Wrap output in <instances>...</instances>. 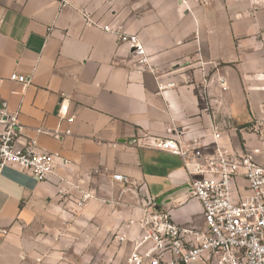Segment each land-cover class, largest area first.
Returning a JSON list of instances; mask_svg holds the SVG:
<instances>
[{"label": "crops", "instance_id": "obj_1", "mask_svg": "<svg viewBox=\"0 0 264 264\" xmlns=\"http://www.w3.org/2000/svg\"><path fill=\"white\" fill-rule=\"evenodd\" d=\"M203 1L0 0V109L17 111L23 138L56 156L46 181L0 170V264H57V252L29 250L25 228L40 223L79 226L84 240L112 250L124 233L125 252H98L95 264H127L149 199L175 223L203 227L180 157L135 143L166 137L172 125L207 150L257 144L250 126L264 105V0ZM84 12L136 34L153 70L135 67L128 48L86 24ZM13 72L29 82L10 80ZM255 159L264 164V154ZM245 193L238 177L233 197Z\"/></svg>", "mask_w": 264, "mask_h": 264}, {"label": "built area", "instance_id": "obj_2", "mask_svg": "<svg viewBox=\"0 0 264 264\" xmlns=\"http://www.w3.org/2000/svg\"><path fill=\"white\" fill-rule=\"evenodd\" d=\"M83 19L86 24L113 34L125 45L135 67L153 70L147 50L136 34L121 26L101 25L88 12L83 13ZM9 79L21 84L29 82L27 76L16 72ZM0 124V170L10 165L38 181L49 180L56 156L37 150L33 138H23L18 112L0 109ZM250 130L257 144L240 152L216 143L212 150H207L196 141L181 137L172 125L167 128L166 137L143 135L135 139L139 147L180 157L189 177L188 194L200 202L204 225L199 228L177 224L157 207L155 200H147L142 216L136 220L139 233L126 258L127 264H264V164L255 159L264 154V105L262 116L253 121ZM36 131L45 132L41 128ZM214 135L219 136L216 130ZM238 177L244 178L246 193L235 199L232 184ZM112 179L122 184L130 182L123 174H112ZM89 197L88 193L82 194L75 205L82 207ZM114 239L121 244L127 236L115 234Z\"/></svg>", "mask_w": 264, "mask_h": 264}, {"label": "rangeland", "instance_id": "obj_3", "mask_svg": "<svg viewBox=\"0 0 264 264\" xmlns=\"http://www.w3.org/2000/svg\"><path fill=\"white\" fill-rule=\"evenodd\" d=\"M78 227L60 225L51 231L40 223L25 228L24 237L31 252H57V264H95L99 260L96 256L98 252H125L120 244L114 245L112 250L105 240H84L77 231ZM109 260L106 254L100 258V262L104 263Z\"/></svg>", "mask_w": 264, "mask_h": 264}, {"label": "water", "instance_id": "obj_4", "mask_svg": "<svg viewBox=\"0 0 264 264\" xmlns=\"http://www.w3.org/2000/svg\"><path fill=\"white\" fill-rule=\"evenodd\" d=\"M187 188H188V186H187ZM157 207H158V204H157Z\"/></svg>", "mask_w": 264, "mask_h": 264}]
</instances>
